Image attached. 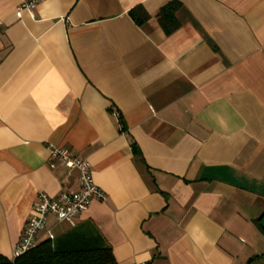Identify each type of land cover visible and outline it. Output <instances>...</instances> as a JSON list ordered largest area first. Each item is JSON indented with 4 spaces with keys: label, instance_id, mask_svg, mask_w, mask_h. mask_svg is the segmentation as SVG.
<instances>
[{
    "label": "crops",
    "instance_id": "0c3cea01",
    "mask_svg": "<svg viewBox=\"0 0 264 264\" xmlns=\"http://www.w3.org/2000/svg\"><path fill=\"white\" fill-rule=\"evenodd\" d=\"M22 1L0 0V254L38 194L79 189L56 145L107 194L71 229L116 264H264V0H176L172 33L174 0Z\"/></svg>",
    "mask_w": 264,
    "mask_h": 264
},
{
    "label": "built area",
    "instance_id": "2783aa9c",
    "mask_svg": "<svg viewBox=\"0 0 264 264\" xmlns=\"http://www.w3.org/2000/svg\"><path fill=\"white\" fill-rule=\"evenodd\" d=\"M42 1L44 0H23L17 8L16 16L20 17L24 11H32ZM51 157L58 160L67 170L75 169L78 172L79 189L61 192L56 197L45 192L38 194L20 239L13 249L11 259L30 250L41 240L40 234L45 230L50 215L73 227L76 217L87 209L92 200L105 201L107 198L106 192L94 181L93 166L88 158L80 157L56 145L52 146ZM46 238L53 240L55 237L50 230H47Z\"/></svg>",
    "mask_w": 264,
    "mask_h": 264
},
{
    "label": "trees",
    "instance_id": "16d2710c",
    "mask_svg": "<svg viewBox=\"0 0 264 264\" xmlns=\"http://www.w3.org/2000/svg\"><path fill=\"white\" fill-rule=\"evenodd\" d=\"M179 2L174 0L156 13L159 23L167 33L175 31L179 24L175 11ZM137 23L149 15L141 8L131 11ZM136 152V149L134 148ZM0 264H116L111 246L93 225L74 227L53 240H40L33 248L15 257L0 254Z\"/></svg>",
    "mask_w": 264,
    "mask_h": 264
},
{
    "label": "rangeland",
    "instance_id": "374dc122",
    "mask_svg": "<svg viewBox=\"0 0 264 264\" xmlns=\"http://www.w3.org/2000/svg\"><path fill=\"white\" fill-rule=\"evenodd\" d=\"M72 227L70 226V225H66V228L65 229H67L66 231H68V230H70ZM60 234H62L61 232H56L55 234H54V237H56V236H59Z\"/></svg>",
    "mask_w": 264,
    "mask_h": 264
},
{
    "label": "water",
    "instance_id": "95a60500",
    "mask_svg": "<svg viewBox=\"0 0 264 264\" xmlns=\"http://www.w3.org/2000/svg\"><path fill=\"white\" fill-rule=\"evenodd\" d=\"M260 225H261L262 227H264V216H262L261 219H260Z\"/></svg>",
    "mask_w": 264,
    "mask_h": 264
}]
</instances>
